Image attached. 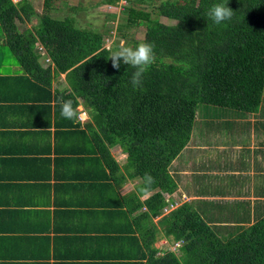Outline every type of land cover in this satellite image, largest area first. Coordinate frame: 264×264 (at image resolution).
I'll return each mask as SVG.
<instances>
[{"label":"trees","instance_id":"16d2710c","mask_svg":"<svg viewBox=\"0 0 264 264\" xmlns=\"http://www.w3.org/2000/svg\"><path fill=\"white\" fill-rule=\"evenodd\" d=\"M152 1H162L155 13L175 23L153 19L139 7ZM50 2L45 0L43 12L38 13L29 0L18 4L0 0L4 45L15 59V64L0 60V129H7L0 134L8 144L19 147L14 151L18 153L31 144L15 136L12 129L25 130L22 133L33 138L34 129L54 127L58 136L68 131L75 143L86 144L95 157L98 155L95 160L113 176L120 173L121 166L110 149L119 146L126 154L129 173L142 178L148 173L154 178L150 191L156 192L147 204L158 216L166 206L162 192H172L176 185L169 168L189 143L200 106L246 113L260 109L264 96V0H128V25L147 24L141 42L151 43L155 56L136 88L130 83L135 71L131 65L121 62L119 70L113 69L109 59L113 51L105 47L104 36L78 28L73 16H51ZM107 2L112 5L119 0ZM227 2L234 11L232 19L214 24L208 10L213 4ZM34 18L39 20L35 28L20 30L19 23ZM39 46L54 67L41 64ZM60 74L66 76L67 86L55 89ZM61 97L72 100L77 110L83 106L89 111L95 126L83 128L80 121L63 118ZM30 149L34 151V147ZM50 152L45 150L44 155L50 156ZM69 159L80 166L75 157ZM13 162L19 171L11 172L15 178L24 173L28 162L20 156ZM209 216L190 203L176 208L160 224L172 241L168 246L180 249V256L166 252L153 258L158 252L152 248L153 225L143 233L149 252L141 257L149 256L146 264H264V222L221 234L228 228L213 227ZM93 242L88 245L90 253ZM91 254L100 257L96 249ZM4 258L13 257L7 253Z\"/></svg>","mask_w":264,"mask_h":264},{"label":"crops","instance_id":"0c3cea01","mask_svg":"<svg viewBox=\"0 0 264 264\" xmlns=\"http://www.w3.org/2000/svg\"><path fill=\"white\" fill-rule=\"evenodd\" d=\"M0 42L4 45L3 38ZM58 78L65 80L66 76L60 74ZM58 78L55 89L61 87ZM210 107L218 111L212 113ZM78 110L77 120L83 128L86 124L95 126L89 111L83 106ZM208 126L216 132L204 134ZM12 130L34 151L28 146L15 153L19 147L12 144L15 148L10 153L12 146L0 134V263L146 264L149 256L141 255L149 252L143 238L144 231L151 230L149 220L159 219L155 221L158 224L151 225L157 228L152 244L157 249L158 231L165 235L160 221L185 203L201 214L207 212L213 227L228 228L221 234L264 222V96L257 113L200 106L190 141L177 158L186 168L172 165L177 171L172 176L175 189L163 196L168 211L161 209L158 216L152 214L147 200L125 195L121 186H130L125 185L126 173L113 176L95 160L99 156L95 157L86 144L75 143L72 133L63 131L67 134L58 136L54 127L34 129L33 138L28 132L22 133L25 130ZM118 147L110 150L122 169L126 154ZM45 150L51 151L50 156L44 155ZM70 153L80 166L69 159ZM198 155L205 166L199 165ZM19 156L28 166L13 178L19 172L13 160ZM47 158L50 163L46 164ZM236 189L242 192L237 194ZM121 218L126 226L113 225ZM108 227L111 231L97 233ZM92 242L99 251L97 259L91 254L94 250L90 253L88 248ZM162 246L167 248L168 241ZM68 250L76 252L70 254ZM7 253L13 258H4Z\"/></svg>","mask_w":264,"mask_h":264},{"label":"rangeland","instance_id":"374dc122","mask_svg":"<svg viewBox=\"0 0 264 264\" xmlns=\"http://www.w3.org/2000/svg\"><path fill=\"white\" fill-rule=\"evenodd\" d=\"M34 3V8L37 10V12L42 13L44 10V2L45 0H32ZM108 0H52L51 3V16L55 18H65L68 16H73L76 19V25L80 29H87L89 31H94L102 34L104 36V44L107 49H111L113 52L119 50L120 47L122 46H129L133 47L135 42H141L145 38V33H146V28L147 24L146 23H139L138 26H132L128 25V17H129V12L126 10V7H124L123 11L120 9V6L117 4H110L107 2ZM176 1V0H172ZM162 1H152V2H144L140 3L139 7L142 8L144 11L151 13V16L153 19H157L163 23L166 24H173L175 22L170 21L162 16L157 15L156 8L161 4ZM39 23V20L36 18L33 19V21L28 22V23H19L20 30H26L29 28H35ZM3 38V32H2V27L0 25V40ZM39 51V50H38ZM41 52V51H39ZM42 53V52H41ZM44 53V52H43ZM6 56V57H5ZM4 58V59H3ZM0 60L2 61H7V62H15V59L13 55L10 53L8 47L6 45H2L0 42ZM41 64H44V57L40 59ZM15 64V63H14ZM17 65V64H16ZM46 66V65H43ZM16 70H20L18 66H15ZM58 84L62 88L66 87V80L63 78L59 79L58 78ZM212 110V113H216L218 111L217 108H209ZM80 110V108H79ZM216 115V114H215ZM217 117V116H216ZM251 116L250 118H252ZM84 118V117H83ZM219 123H224L223 121H220ZM204 134H210V133H215V129L211 126H208L204 129ZM251 139H254L253 136H251ZM120 148V147H118ZM198 155L196 158H200L199 165L202 163V158L199 157ZM176 160V159H175ZM173 161L171 164H174V167H182L186 168L185 163L180 161V159H177L176 161ZM127 163V157L124 158L121 162L122 165V175H125L124 173L127 174V176H124L125 179V185L130 183V186H121L123 187V192L126 194H129V197H137L140 200H148L150 196H152L156 191H149L146 194H141L139 193L138 189L142 186L143 184V178L141 176L134 175V173H129L127 170V167H125ZM205 166V164L201 165ZM169 168V174L170 176H174L177 174V171H173ZM218 167V166H215ZM124 171V172H123ZM174 177H170L171 179L174 180ZM186 179L184 180V182ZM186 186V185H185ZM136 187V192L133 190V188ZM161 191V190H160ZM163 196H165L166 192H162ZM166 208L164 207L162 210H165ZM167 212V211H164ZM158 218H155V221H158ZM150 222L148 223L147 226L151 228L152 224H158L157 222L154 221L152 218L149 220ZM118 225V226H126V221L121 218L118 221H115L113 225ZM162 226V224H161ZM148 227V228H149ZM163 228V227H162ZM161 228V229H162ZM107 231H111V229L105 228L104 230L98 231L97 233H106ZM154 231L157 233V228L154 229ZM152 235H154V232H151ZM157 236V250L163 252V242H172L170 241L167 237H164L165 235L163 232L158 231ZM156 242V241H155ZM155 244V243H154ZM166 252H173L176 255L180 256V249H177L176 246L172 247L171 250H168ZM165 252V253H166ZM157 254L155 255L154 258H156Z\"/></svg>","mask_w":264,"mask_h":264},{"label":"clouds","instance_id":"9594fccd","mask_svg":"<svg viewBox=\"0 0 264 264\" xmlns=\"http://www.w3.org/2000/svg\"><path fill=\"white\" fill-rule=\"evenodd\" d=\"M11 1L14 4H18L21 0L18 1L11 0ZM119 2L117 3V5H120ZM207 14L209 18L214 22V24L220 25L222 22L231 20L234 11L230 7H228V2L216 3L210 7ZM40 48L42 47L39 46L38 50L41 51L42 53L39 51L38 52L42 57H44V65H46L47 67L49 65L54 67L53 62L45 52L44 48H42V50H40ZM109 59L111 60V65L113 69L119 70L121 62H123V64L125 65H131L135 69V71L132 74L130 83L132 84L133 88H136L141 86L145 72L154 62L155 56L153 52V45L151 43L141 42L135 47L122 46L119 48V50L113 52ZM47 60H50V62H47ZM59 102L61 106L60 115L63 118L68 120H77L79 118L80 114L78 110L73 107L72 100L70 99L65 100L63 99V97H61ZM154 182H155L154 178L150 174L145 173V176L143 178V184L138 189L139 193L146 194L148 191H150L151 185ZM163 254L164 253H161L160 256H162Z\"/></svg>","mask_w":264,"mask_h":264},{"label":"built area","instance_id":"2783aa9c","mask_svg":"<svg viewBox=\"0 0 264 264\" xmlns=\"http://www.w3.org/2000/svg\"><path fill=\"white\" fill-rule=\"evenodd\" d=\"M15 1H18V0H15ZM119 4H120V5H119V6H120V9L123 10L124 7L128 5V0H120ZM40 50H42V48H40ZM47 62H50V60H47ZM164 211H168L167 208H166ZM177 246H178V245H177ZM171 248H172V247H171ZM171 248H170V246H167V248L164 249V252H163V253H165V252L168 251V250H171ZM159 255H161V253H160Z\"/></svg>","mask_w":264,"mask_h":264}]
</instances>
